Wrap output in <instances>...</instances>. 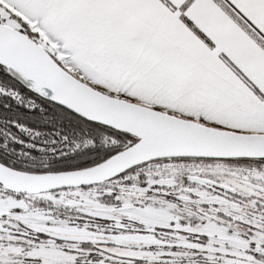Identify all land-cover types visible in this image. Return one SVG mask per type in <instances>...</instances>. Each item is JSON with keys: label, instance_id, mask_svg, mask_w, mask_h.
<instances>
[{"label": "snow or ice", "instance_id": "snow-or-ice-1", "mask_svg": "<svg viewBox=\"0 0 264 264\" xmlns=\"http://www.w3.org/2000/svg\"><path fill=\"white\" fill-rule=\"evenodd\" d=\"M0 264H264V0H0Z\"/></svg>", "mask_w": 264, "mask_h": 264}]
</instances>
